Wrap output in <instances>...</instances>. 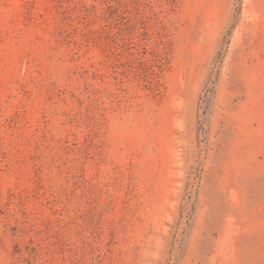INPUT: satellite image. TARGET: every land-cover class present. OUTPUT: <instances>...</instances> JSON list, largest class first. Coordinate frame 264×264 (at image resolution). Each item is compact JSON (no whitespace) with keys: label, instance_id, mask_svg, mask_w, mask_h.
<instances>
[{"label":"rangeland","instance_id":"obj_1","mask_svg":"<svg viewBox=\"0 0 264 264\" xmlns=\"http://www.w3.org/2000/svg\"><path fill=\"white\" fill-rule=\"evenodd\" d=\"M0 264H264V0H0Z\"/></svg>","mask_w":264,"mask_h":264}]
</instances>
